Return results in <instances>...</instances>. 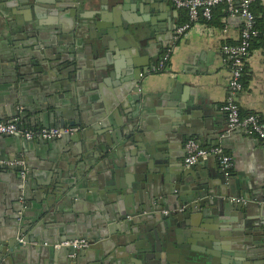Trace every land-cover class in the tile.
<instances>
[{
	"label": "crops",
	"instance_id": "1",
	"mask_svg": "<svg viewBox=\"0 0 264 264\" xmlns=\"http://www.w3.org/2000/svg\"><path fill=\"white\" fill-rule=\"evenodd\" d=\"M9 2L10 7H4L10 13L22 16L23 7H19L18 0ZM14 2L15 5H12ZM58 4L65 6V14L73 8L68 5L79 4L78 13L85 14L88 21H94L99 17H104L108 19L107 21H127L147 16L146 23L155 27L159 35V40L151 45L155 55L149 59L145 49L137 51L136 48L129 46L120 48L117 40L109 36L105 37L106 45L102 46L100 57L102 62L96 66L95 62L99 58L97 56L87 58L82 52L85 38L75 23L69 19L66 23V17L60 16ZM167 4L169 27H165L167 23L156 13H143L139 8V0H35L28 3L33 19L45 22V28L41 26L42 30L52 33L51 38L64 37L70 43L68 46L70 54L81 56V65H78V60L74 58L70 63L73 67L77 66L81 72L79 78L75 73L70 77L74 84L72 108L78 109L81 106L90 116L94 110H102L105 118L111 117L112 121L125 123L129 112L137 110L135 108L137 102L132 100V96L140 94V108H143V102L147 103L144 116L140 115L144 128L160 135L167 133V137H171L169 143L171 141L173 144L174 160L178 165L185 164V144L189 139H195L205 148L220 146L232 157L233 167L230 175L223 172L217 156L211 155L200 164L208 167L207 176L213 181H226L227 192L230 190L234 192L229 196L232 204L237 202L240 204V208H234L232 213L217 217V222L207 234L211 235L212 242L215 243L217 264H264V142L244 130L228 132L227 117L223 110L229 95L230 67L222 46L227 42L239 41L244 18L240 15H230L227 6L221 4L214 10L213 22L197 23L188 36L175 40V26L186 22L188 17L186 11L176 8L172 0H167ZM22 6L25 7L23 4ZM252 10L258 19H264V0L254 3ZM37 12L41 15L39 19L36 18ZM9 39L11 40L10 37ZM7 47L8 43L0 36V66L9 58L15 57V48ZM27 47L29 48L24 47V51L37 52L39 48L46 47V43L45 46L44 44L34 46L30 43ZM169 49H171L169 59L165 61L163 68L158 70ZM101 72L105 75L96 78L97 73ZM56 75H59V72ZM169 79L174 82L170 91H167ZM158 81L166 83L161 91L155 87ZM6 85L5 81H0V103L3 105L0 107V118L3 120L18 118L23 125L27 119L15 115V110L10 109L11 97L9 91L5 90ZM28 91L33 93V96H28L30 106L37 104L40 106L50 99L49 93H43L44 90H39L38 85L30 86ZM161 92H164L165 99L161 98ZM238 103L243 114L255 113L264 120V39H257L253 43L245 67L244 89L238 95ZM24 109L22 104L19 105V112ZM87 120L86 116L85 121ZM48 125V122L30 119L26 128H41ZM69 125L71 124L66 126ZM75 125L80 127L79 131L87 129L82 121ZM139 127L140 125L137 126ZM197 130L211 133L205 135L204 140L200 142L195 133ZM210 137L217 139L209 143L207 139ZM18 139L19 142L16 144L19 148L13 146L10 151L15 157L5 159L25 162L28 168L27 184H23L17 168H7L0 175V232L10 230L12 225H15L20 203L21 209L23 211L27 209L31 217L27 233H34L32 235L34 244L45 240L56 241L57 239L48 237V230L51 226L64 221L66 217L76 219L78 216L89 224L92 231L106 223L120 226L122 219L115 218L113 221L114 215L121 213L120 215L127 216L128 221L134 220L135 217L131 213L134 210L133 199H139L140 192L146 194L150 192L147 180L138 182L143 183L146 188L129 185L121 195L113 190L104 189L102 185L100 187L89 185L85 181L84 184L71 185L69 190L74 196L70 209L52 210L47 215H39L40 206L34 195L41 189L51 187L67 164V155L75 153L76 156L80 155L81 160L93 159L97 165L102 164L100 167L103 170L107 169L109 172V168L104 164L102 157L97 156L100 151L97 149L96 141L83 138L72 142L68 138L65 143L62 139L59 140L58 144L42 140L32 142L22 136ZM8 149L9 146L0 147L3 153ZM5 155L7 156L6 153ZM132 170L130 175L133 176L136 169ZM241 205L245 208L244 211L241 210ZM167 212L163 210L161 214ZM247 217L251 222L250 228L244 226ZM20 237L24 238L18 234V243ZM72 256L68 255L67 258ZM87 263L86 258L78 262ZM13 264L39 262L27 259Z\"/></svg>",
	"mask_w": 264,
	"mask_h": 264
},
{
	"label": "water",
	"instance_id": "2",
	"mask_svg": "<svg viewBox=\"0 0 264 264\" xmlns=\"http://www.w3.org/2000/svg\"><path fill=\"white\" fill-rule=\"evenodd\" d=\"M9 1L0 0V36L8 43V49L15 48V57L9 58L0 66V81L7 84L5 90L10 93V109L15 110V115L27 119L22 128H26L30 119L48 122L51 127L84 122L86 130L64 136L61 138L62 142L65 143L68 138L72 142L83 138L98 142L96 145L100 154L97 156L102 157L109 168V172L107 169L103 170L100 167L102 164L97 165L93 159L81 160L80 155L76 156L75 153L67 155V164L51 187L41 189L34 195L40 206L39 215H47L52 210L70 209L74 196L69 190L71 185L77 186L85 181L89 185H102L104 189L121 195L129 185L146 188L143 183L138 182L147 180L150 192H140L141 197L133 199L134 210L131 213L134 220L128 221L124 214H115L113 221L122 219L120 226L106 223L92 231L89 224L78 216L76 219L66 217L48 230V237H53L56 241L45 240L36 244L32 241L34 233H27L31 217L27 209H21L20 203L15 225L9 231L0 232V264H13L27 259L39 264H78L83 258H86L87 264H217L215 243L207 231L213 228L217 217L232 213L234 208H240L238 202L232 204L229 199L234 192H227L226 181L216 182L210 179L206 172L208 167L200 166L203 159L189 167L186 163L185 167L177 164L174 160L173 144L171 141L169 143L171 137H167V133L160 135L144 128L140 115L144 116L147 103L143 102V108H140V94L132 96V100L137 102V110L129 112L125 123L112 121L111 117L105 118L102 110L96 109L90 116L81 106L78 109L72 108L74 84L70 77L75 73L79 78L81 72L70 63L74 58L81 65V56L70 54V43L67 39L51 38L52 33L42 30L41 26L45 28V22L33 19L28 5L35 0H18L19 7H23L20 17L4 7H10ZM78 5H68L73 8L66 14L64 5L58 4L57 8L61 12L60 16L66 17L65 22L69 19L75 23L85 38L82 52L86 57L99 58L95 62L96 66L102 62V46L106 45L105 37L109 36L117 40L120 48L129 46L137 51L145 49L149 59L155 55L151 45L159 40V35L155 27L146 23L147 16L127 21H107L104 17L88 21L85 14L78 13ZM167 6V0H139L140 10L143 13H156L167 23L165 27L170 25ZM36 10L38 11L37 8ZM40 17L37 12L36 18ZM30 43L34 46H45L46 43V47L39 48L37 52L24 51V47L29 48L27 46ZM57 72L59 75H56ZM103 75V72L97 73L96 78H102ZM173 82L168 80L167 91H170ZM33 85H38L39 90H44L43 93H49L50 99L47 103L30 106L28 96H33V93L28 90ZM165 85L164 81L155 83L160 91ZM161 93V98L165 99L164 92ZM33 99L35 100L34 97ZM21 104L25 109L19 112L18 107ZM2 106L0 103V107ZM195 133L201 142L211 132L197 130ZM18 138H21L19 134H0V147L10 148L5 152L7 156L0 151V158L15 157L10 151L13 146L19 148L16 144L19 142ZM61 139L42 141L60 144ZM213 139L217 138L210 137L207 141L210 143ZM132 168L136 169L133 176L130 175ZM19 176L21 177L20 169ZM163 210L168 212L161 214ZM241 210H245L242 205ZM245 220L244 226L250 228L248 217ZM18 234L24 236L26 243L17 242ZM80 237L89 240L87 247L75 249L54 246L56 242ZM68 255L73 256L67 258Z\"/></svg>",
	"mask_w": 264,
	"mask_h": 264
},
{
	"label": "built area",
	"instance_id": "3",
	"mask_svg": "<svg viewBox=\"0 0 264 264\" xmlns=\"http://www.w3.org/2000/svg\"><path fill=\"white\" fill-rule=\"evenodd\" d=\"M255 0H172L178 9L187 13V21L175 26V40L188 36L193 26L197 23L208 24L213 17L214 9L224 4L230 15H240L244 18V26L241 30L240 39L237 42H227L222 46V51L230 67L229 95L223 105L227 117V131L244 130L249 134L256 135L264 142V120L255 113L243 114L238 103V95L244 89V75L246 62L250 56L253 41L261 34L257 27V19L252 10ZM171 49L164 55L158 70H161L166 60L170 57ZM20 119L3 120L0 118V134H19L27 140H55L64 136L73 135L80 130L79 126H45L37 129L22 128ZM185 163L191 166L201 159L214 155L220 160V165L226 175H230L233 162L232 157L227 155L223 148L214 146L205 148L195 139H189L185 144ZM7 168L20 169V175L25 185L28 176V168L22 160H9L0 158V174ZM24 198H22L23 200ZM21 243H26L23 237ZM89 245V240L83 237L67 239L56 242L54 246L72 247L82 249Z\"/></svg>",
	"mask_w": 264,
	"mask_h": 264
},
{
	"label": "trees",
	"instance_id": "4",
	"mask_svg": "<svg viewBox=\"0 0 264 264\" xmlns=\"http://www.w3.org/2000/svg\"><path fill=\"white\" fill-rule=\"evenodd\" d=\"M260 0H255L254 2H253V4L255 3H258ZM253 4H252V6H253ZM215 10V9H214ZM215 11H213V17H212V19L209 21V22H213V20H214V15H215V13H214ZM256 19H257V27L260 29V31H261V34L259 35V37L258 38H255V40H257V39H264V19H258L257 17H256ZM254 40V41H255ZM254 41H253V43H254ZM253 46V45H252ZM33 129H37V128H33Z\"/></svg>",
	"mask_w": 264,
	"mask_h": 264
}]
</instances>
